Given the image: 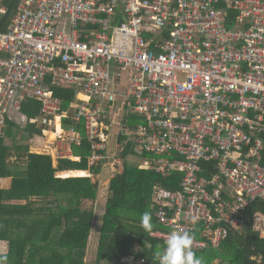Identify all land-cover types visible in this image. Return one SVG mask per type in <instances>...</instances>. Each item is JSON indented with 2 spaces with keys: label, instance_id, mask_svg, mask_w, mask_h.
I'll return each mask as SVG.
<instances>
[{
  "label": "built area",
  "instance_id": "1",
  "mask_svg": "<svg viewBox=\"0 0 264 264\" xmlns=\"http://www.w3.org/2000/svg\"><path fill=\"white\" fill-rule=\"evenodd\" d=\"M0 54V137L34 100L40 117L29 122L42 125L44 141L34 153L79 161L63 144L81 146V124L92 182L90 168L108 169V182L119 173L126 150L141 155L139 168L178 176L175 190L152 187L161 228L150 238L188 231L193 251L217 248L264 204V0H20ZM53 86L76 92L70 116ZM251 222L264 237V215Z\"/></svg>",
  "mask_w": 264,
  "mask_h": 264
},
{
  "label": "trees",
  "instance_id": "2",
  "mask_svg": "<svg viewBox=\"0 0 264 264\" xmlns=\"http://www.w3.org/2000/svg\"><path fill=\"white\" fill-rule=\"evenodd\" d=\"M18 1L0 0V6L6 8L0 16L1 32L6 31L15 16ZM52 92L70 116L76 92L59 86H53ZM40 108L37 101H23L17 117L7 121L4 136L0 137V179L11 180L9 188H0V244L6 246L0 257L6 258L4 264H84L99 185L88 177H68L71 175L62 173L64 178H59L56 173L64 168L87 171L90 146L79 124L76 130L82 138L81 146H71L79 161L58 159L54 164L50 156L31 152L28 141L40 136L43 127L29 120L40 117ZM69 116L62 120L64 129L72 124ZM138 121L136 116H129L128 128L132 129ZM131 154L126 150L120 155L122 169L106 187L108 195L100 219L94 264H124L137 258L145 259L146 264H158L153 253L165 244L149 237V232L161 228L153 216L150 196L152 187L157 185L175 190L178 176L161 179L152 170L128 162ZM89 172L97 177L100 167L90 168ZM144 212L151 213V231L141 227ZM256 212L264 215L263 203H254L244 228L229 229L217 248L193 252L205 264H264V237L251 222Z\"/></svg>",
  "mask_w": 264,
  "mask_h": 264
},
{
  "label": "rangeland",
  "instance_id": "3",
  "mask_svg": "<svg viewBox=\"0 0 264 264\" xmlns=\"http://www.w3.org/2000/svg\"><path fill=\"white\" fill-rule=\"evenodd\" d=\"M121 115H122V113H119V115L114 116L112 118L111 123H110L109 133H108V144H109V148L111 150V153H113V151H114L116 134L121 129V125H120ZM48 138L52 139L53 136L50 135ZM35 140L37 141L36 143L31 142V141H35ZM43 142H44L43 140L40 141V140L35 139L34 137H32L28 141V143H30L29 144L30 148H31V144H32V146L34 148H37L34 150L35 151L38 150L39 152H41V149L43 147V145H42ZM30 150L33 152L32 149H30ZM55 157H57L56 154H55ZM52 160H53L54 164H56V161H55L56 159L52 158ZM126 160L130 163H134V164H138V165L142 163L141 157L135 156V155L129 156ZM73 161L77 162V160H74V159H73ZM76 174H77L76 172H70L69 173L68 171L63 173V175H71L68 177H79V176H72V175H76ZM107 176H108V173L106 175L105 169L102 170V173L100 175H98L97 178L95 176H92V179L94 181H97V183L99 185V188H98L99 190H98V195H97V202L93 205L95 213H94V219H93L91 229H90L89 240H88V244H87V251H86V255L84 257V264H94V261H95L96 245L98 242L99 228H100V221H101L100 219H101V216L104 212L103 207L105 204L106 196L108 195V191L106 189L108 184H107V181L105 180V178H107ZM0 188H1V184H0ZM5 248H6L5 243H1L0 244V254L5 253Z\"/></svg>",
  "mask_w": 264,
  "mask_h": 264
},
{
  "label": "clouds",
  "instance_id": "4",
  "mask_svg": "<svg viewBox=\"0 0 264 264\" xmlns=\"http://www.w3.org/2000/svg\"><path fill=\"white\" fill-rule=\"evenodd\" d=\"M151 221L149 212H144L140 217L141 227L145 231H151L153 228ZM193 240L194 235L188 231L170 232L165 244L154 251V260H157L158 264H205L204 259L193 252L191 247ZM5 259L0 257V264H4Z\"/></svg>",
  "mask_w": 264,
  "mask_h": 264
},
{
  "label": "crops",
  "instance_id": "5",
  "mask_svg": "<svg viewBox=\"0 0 264 264\" xmlns=\"http://www.w3.org/2000/svg\"><path fill=\"white\" fill-rule=\"evenodd\" d=\"M17 115H18V113H11V117H12V119L16 118ZM3 136H4V135H3ZM3 136H2V137H3ZM34 138H35V139H38L37 136H34ZM31 142H32V143H36L37 141L35 140V141H31ZM31 145H32V144H31ZM63 148H64V151H65V152L70 153V155H73V154H72V151H71V147H70V145L63 144ZM31 149L34 150V149H36V148H34V147L32 146ZM103 169L106 170V175H107V173H108V169H106V168H101V169H100V173H99L98 175H100V174L102 173V170H103ZM71 171H72V170H71ZM104 174H105V173H104ZM98 175H97V177H98ZM105 180L107 181V178H105ZM10 183H11V180H10L9 178H3V179H0L1 188H3V189H7V188H9ZM107 183H108V181H107Z\"/></svg>",
  "mask_w": 264,
  "mask_h": 264
},
{
  "label": "bare ground",
  "instance_id": "6",
  "mask_svg": "<svg viewBox=\"0 0 264 264\" xmlns=\"http://www.w3.org/2000/svg\"><path fill=\"white\" fill-rule=\"evenodd\" d=\"M70 173V171H68ZM72 172H76L77 174H83L82 176H79V177H84L85 176V173L84 172H81V171H72Z\"/></svg>",
  "mask_w": 264,
  "mask_h": 264
},
{
  "label": "water",
  "instance_id": "7",
  "mask_svg": "<svg viewBox=\"0 0 264 264\" xmlns=\"http://www.w3.org/2000/svg\"><path fill=\"white\" fill-rule=\"evenodd\" d=\"M64 171H71L70 169L64 168Z\"/></svg>",
  "mask_w": 264,
  "mask_h": 264
}]
</instances>
